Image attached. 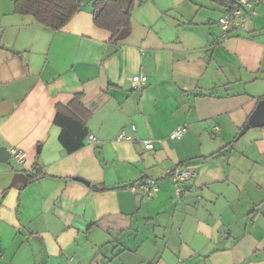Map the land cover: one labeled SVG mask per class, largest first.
Masks as SVG:
<instances>
[{
  "label": "crops",
  "instance_id": "crops-1",
  "mask_svg": "<svg viewBox=\"0 0 264 264\" xmlns=\"http://www.w3.org/2000/svg\"><path fill=\"white\" fill-rule=\"evenodd\" d=\"M80 1L52 30L0 0V148L27 153L0 162V264H264V126L238 137L264 99V0L228 31L236 0H135L117 43ZM76 95L88 135L68 154L55 117ZM183 165L198 174L178 199Z\"/></svg>",
  "mask_w": 264,
  "mask_h": 264
},
{
  "label": "trees",
  "instance_id": "trees-1",
  "mask_svg": "<svg viewBox=\"0 0 264 264\" xmlns=\"http://www.w3.org/2000/svg\"><path fill=\"white\" fill-rule=\"evenodd\" d=\"M134 7L135 0H94L91 10L94 24L109 31L112 42L122 41L131 33ZM81 9L80 0H16L15 2L17 14L32 16L39 24L52 30L62 29ZM81 100V95H76L67 106L57 107L55 123L61 127L59 141L68 154L82 149L88 135L86 119L90 117V113ZM27 176L28 183H31L43 175Z\"/></svg>",
  "mask_w": 264,
  "mask_h": 264
},
{
  "label": "built area",
  "instance_id": "built-area-1",
  "mask_svg": "<svg viewBox=\"0 0 264 264\" xmlns=\"http://www.w3.org/2000/svg\"><path fill=\"white\" fill-rule=\"evenodd\" d=\"M236 7L222 18L219 19V23L222 25V28L228 31L232 27H240L243 25L245 19L249 16H253L255 11L252 10V0H236ZM128 81L134 88H142L146 85L147 77L145 75H131L128 77ZM218 129V128H215ZM187 129L186 127L176 128L170 138L180 139L182 138ZM118 140L121 141H133L134 138L125 132L118 134ZM88 140L90 143L96 142L94 135H89ZM144 147L146 149L153 148V142L147 141L144 142ZM10 153V158L15 161L18 165H25L27 160V153L20 149L13 147L8 150ZM169 179L173 183L176 191V196L178 199H181L185 192L186 188L195 180L197 177V167L194 165H183L180 167H175L168 171ZM135 189L134 186H132ZM143 195L145 198L150 199L155 192L158 191V185L156 183H150L142 186Z\"/></svg>",
  "mask_w": 264,
  "mask_h": 264
},
{
  "label": "water",
  "instance_id": "water-1",
  "mask_svg": "<svg viewBox=\"0 0 264 264\" xmlns=\"http://www.w3.org/2000/svg\"><path fill=\"white\" fill-rule=\"evenodd\" d=\"M264 126V99L260 100L256 106V109L254 110L253 114L250 116L247 125L241 132L239 133L238 137H241L245 131L251 127H262ZM10 159V153L6 148H0V162H9ZM79 181H82L86 184H89V182L79 179ZM14 183H20L23 185V187H26L28 184V176L23 171H18L14 174L12 184Z\"/></svg>",
  "mask_w": 264,
  "mask_h": 264
}]
</instances>
